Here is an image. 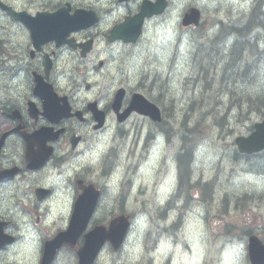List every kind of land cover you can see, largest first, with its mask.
Returning <instances> with one entry per match:
<instances>
[{"label": "rangeland", "instance_id": "obj_1", "mask_svg": "<svg viewBox=\"0 0 264 264\" xmlns=\"http://www.w3.org/2000/svg\"><path fill=\"white\" fill-rule=\"evenodd\" d=\"M170 1L172 3L164 16L147 21L143 38L136 45L137 47L133 48V46L120 42L110 44L106 40L107 28L124 15H128L125 6L115 4V0H74L75 6H80L79 8L102 9L107 13V20L104 16L99 27L74 35L77 41L92 39L93 49L85 58L76 55L75 63L71 60L67 65L60 61L57 74L68 70L69 86L80 90L76 92V97L101 99L102 105L110 100L113 91L121 85L129 90L143 93L149 100L159 101L162 108L166 110V114L171 117L170 124L174 130L175 126L182 121L189 127H195V121L199 119L203 120V124L209 125L214 115L210 110L212 108L218 109L217 117L225 116V120L228 118L229 124L224 129L232 130L233 134L219 139L217 129H212L210 136L197 148L196 154L191 153L190 160L191 163H194L195 174L201 173L203 178L210 179L216 173L218 179L217 202L207 207V210L203 206L200 212L199 210L196 212L197 214H187L185 224L176 242L172 239L171 234L168 235V239H166V235H162L159 238L155 254H152V261L153 264L158 262L166 264L168 257L171 256V264H178V258H180L178 254L182 248L186 247L192 248L191 252L196 255L200 253V255L210 256L212 254L215 256L219 253L221 245L228 242L223 247L222 257L227 260L225 264H230L233 259L231 253H236L240 248L245 249V242L244 239H240L241 243L238 245L230 242L237 240L231 238L234 237V234H226L227 226L239 229L244 224V214L250 213L251 209L250 216L253 215L257 218L259 226L250 225V227L264 231V171H262L264 154L252 158L248 162L235 161L232 157L234 138L246 135V128L253 121H259L260 118L253 113L250 119L236 126L234 124L241 112L237 108L225 111L232 104L231 101L243 104L244 94H255L261 91L260 88H264V31H255L254 34H251L252 36L256 35L251 39V42H256L258 53L252 55L249 48H245L241 51L242 57L239 63L237 62V67L236 65L229 67L235 73L238 70L242 71L247 63L250 64L248 80L239 79L237 81L231 76L224 78L227 82H233L227 86L230 91H234V94H238L236 96L224 94L226 88H223L224 83L221 77L227 66L230 52L232 57L235 55L230 50L231 46L233 47L235 44L233 41L236 39L234 37L236 35L233 29L237 26L222 32L224 35L230 36L226 43L218 42L210 48V41L216 28L215 16L224 22L231 21L235 25L247 22L249 26H252L253 23L255 26L264 23V16L252 15L250 18L252 22H248V15L257 0ZM139 2L140 0L130 6L131 12H136ZM189 6L201 9L202 24L198 29L186 31L182 30L178 24L183 12ZM259 9L263 10L260 7ZM153 22L158 25H153ZM243 45L244 43L241 46L243 47ZM207 51L210 56L205 57ZM99 61L105 62V67L98 68ZM197 61L207 70L206 74L200 71ZM11 75L7 74L5 83L9 89H11L9 84ZM87 84L95 88L91 94H86L84 91ZM139 84H148L151 90L146 86L143 92ZM192 85L197 87L192 88ZM150 130H153V127L149 122L137 115L132 116L126 124L118 126L114 113L109 110L107 128L104 132L99 133H103L106 141L105 152L108 153V150L114 147L119 155L118 169L112 176H109L112 189L109 200L117 203L127 178H131L133 181L129 201L122 208L127 214H133L135 220L137 219L134 240L141 238V235L143 236L145 233H152V231L155 233L154 214H158L166 194L172 190V182L166 179L167 174L170 173L166 172V169L171 167L173 161L171 159L174 153L172 146L162 145V150L156 148L158 151L155 153L154 148H151V151L147 153L144 149L142 136L140 140H137L140 132V135H143ZM118 131H124L130 135L127 139L122 138ZM87 138L91 144L98 141L97 135L92 136L91 133ZM113 155L115 157V153ZM101 157L105 159V163H108L106 154H102ZM95 163L96 171H98V164ZM93 176L95 175L93 174ZM164 179H166L165 182ZM225 195L228 199V207L227 212L223 213L221 199ZM244 195L248 197L244 203L245 207L243 209L234 208V205L239 204L237 199H241ZM64 201L62 198L58 199L62 205ZM119 210L117 205L103 201L93 224H107L109 216ZM204 215H207V218L202 219ZM174 216L175 211L169 215V219ZM68 219L67 217V222ZM29 222L32 224V218ZM157 224L162 225L160 222ZM232 228L230 230H233ZM34 231L40 237L41 230L36 228ZM164 232L166 233V231ZM22 234L25 235V233ZM143 254L145 253L140 246H128L121 255L122 262H119L120 255L113 253L108 247L102 254L100 264H148L147 261L140 259ZM61 259L64 264H76V256L72 250H66ZM233 261L239 263L238 259Z\"/></svg>", "mask_w": 264, "mask_h": 264}, {"label": "flooded vegetation", "instance_id": "obj_2", "mask_svg": "<svg viewBox=\"0 0 264 264\" xmlns=\"http://www.w3.org/2000/svg\"><path fill=\"white\" fill-rule=\"evenodd\" d=\"M37 1L0 0L1 29L4 30L3 36H0V140L6 135L0 149V173L11 169H15V173L17 172L13 177L0 180V208L10 204L18 205L17 199L19 198L21 184L17 176L21 171L25 172V168L22 167L26 152L23 136L31 134L37 127H46L51 128L53 131L62 129L63 134L65 133L62 136L65 138L69 132L73 131L69 123L75 121V119H71L59 125L50 124L40 116L41 110L38 108L41 104L34 99H28L29 95L33 96L31 73L38 72L37 68L44 65L43 61L40 60V65L31 67L30 62L34 61V57L30 56L31 43L27 46V42L31 41L24 22L26 15H33L32 7L38 3ZM47 3H52V0H47ZM40 4L43 5L44 1L40 0ZM10 12L17 14L20 19H14ZM51 47L54 46H50V44L44 46L40 53H47L46 50H50ZM48 54L55 55L54 52ZM25 60H28L29 63H23ZM29 68L31 70L27 71ZM7 74H12L9 79V84L12 87L10 90L5 84ZM47 81L49 82V78ZM31 101L36 103L35 107L38 111L35 119H32L28 112V105ZM38 121H41L42 124L37 125ZM87 121L84 123H87ZM79 125L82 126V124ZM4 220L11 221L8 216L0 213V223L3 224L2 221ZM5 248L7 246L0 250ZM0 264L17 263L10 261L9 257L3 251H0Z\"/></svg>", "mask_w": 264, "mask_h": 264}, {"label": "water", "instance_id": "obj_3", "mask_svg": "<svg viewBox=\"0 0 264 264\" xmlns=\"http://www.w3.org/2000/svg\"><path fill=\"white\" fill-rule=\"evenodd\" d=\"M159 10L153 11L152 9H150L149 6H144L140 14L137 15L133 20H130V22H133L132 24H135L137 26L139 25L136 31L132 34V36L129 37L125 34V32H123L119 34L117 37L123 39L126 42L133 41L134 37L138 33V30L140 29L139 27L142 19L145 16H151L153 12H159ZM192 15L194 14H190L186 17V19L183 21L184 25L190 23V21H187V18L191 20ZM94 20L95 19L91 14H85L83 11L77 10L72 18V23L74 28H84L92 25L94 23ZM143 106L148 107L146 105ZM137 110L140 111V109ZM236 143L239 147L240 152H245L250 154L252 152L264 150V121L262 124L255 125V131L248 138H238L236 140ZM95 199H96V195L91 194L88 191L85 192L83 196L81 195L78 198V201L76 203L75 216H73L72 218L68 232L62 235L63 236L62 242L65 240L66 242L74 243L77 237L82 233L88 222V218L93 210ZM126 227H127V222L125 221V219H122L120 217L111 223L109 232H105L104 228H96L92 232L88 233L85 236L86 239L85 246L79 252L81 263L90 264L97 250L101 246L102 242L106 239L110 240L115 246H117V244L120 242L125 232ZM57 246L58 245L52 248V250L48 254L45 253V262H46L45 264H48L50 262L52 256L54 255V250ZM256 247L257 244L255 243V241L251 240L250 250H253ZM85 250H88V254L85 258H83V254Z\"/></svg>", "mask_w": 264, "mask_h": 264}, {"label": "trees", "instance_id": "obj_4", "mask_svg": "<svg viewBox=\"0 0 264 264\" xmlns=\"http://www.w3.org/2000/svg\"><path fill=\"white\" fill-rule=\"evenodd\" d=\"M256 16V15H255ZM260 25H263L264 26V23L260 24ZM256 28L255 24L253 23L252 26H249V29L248 31H243V29L241 30H236L235 28V31H236V34L241 38V39H237L233 48H232V52L235 53L234 57H231V60H232V67H234L236 65L237 67V64H234V63H237V61H239V58H240V55H241V51L243 50L244 47H242L241 45L244 43L245 45H249L247 43V41H245V36H247V33L249 31H251L253 28ZM229 70V74L233 77V78H236V80H238L240 77L238 76V72H232L230 69ZM242 76L244 74H246V71L240 73ZM257 93V92H256ZM256 93H252L249 95H246V97H250L252 99V102L255 103V102H258L259 105L257 107H255V110L258 111L259 113L263 114L264 115V96L260 95V96H257ZM254 97V98H252ZM190 153V152H187V154ZM187 154H186V157H183V166H185V168H187L188 166V162H189V158L187 159Z\"/></svg>", "mask_w": 264, "mask_h": 264}, {"label": "bare ground", "instance_id": "obj_5", "mask_svg": "<svg viewBox=\"0 0 264 264\" xmlns=\"http://www.w3.org/2000/svg\"><path fill=\"white\" fill-rule=\"evenodd\" d=\"M236 28V27H235ZM235 28L233 29V30H235ZM190 157V158H189ZM189 158V162H190V160H191V153H188L187 154V159Z\"/></svg>", "mask_w": 264, "mask_h": 264}]
</instances>
